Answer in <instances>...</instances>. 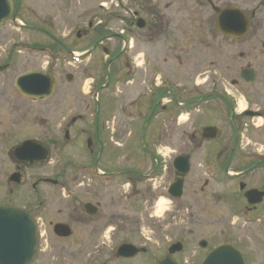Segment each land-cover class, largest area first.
Listing matches in <instances>:
<instances>
[{
  "label": "flooded vegetation",
  "instance_id": "flooded-vegetation-1",
  "mask_svg": "<svg viewBox=\"0 0 264 264\" xmlns=\"http://www.w3.org/2000/svg\"><path fill=\"white\" fill-rule=\"evenodd\" d=\"M252 2L253 0H200L201 27L198 28L196 48L199 56V68L200 62L202 64L205 62L207 68L204 72H200L198 68L197 74L192 71L186 72L187 77L190 78L198 75L203 76L206 73V77L203 79L204 84L200 87L196 100L181 99L175 91L169 89L168 81L166 82L167 87L160 86L164 81L156 83L158 76L161 78L163 73L158 68L167 69L166 65L173 69L178 68L173 64H167L171 54L165 55L161 63L157 60L155 48L156 44L161 42L160 37L175 36L178 40H182L185 35H188L183 32L184 28L165 27L171 23V18L166 14V11L172 7L171 0H134L137 9L131 12L132 15L123 10L128 16H131L129 23L135 29L128 28V31L133 33L135 31V43H130L131 38L130 40L126 38V36L132 35L126 31L125 33L124 31L116 33L112 37L100 34L79 54L78 61L87 59L88 62H91V67L92 65L95 67L101 62L105 67V81L96 86L92 83L91 87L94 92L86 93V100L83 102L80 100L79 103H67L70 110H81L83 113L85 112L84 116L88 117L87 125L85 124V128L80 130L81 134H86L84 141L88 162L87 165L82 166L85 171L75 167L76 172L73 173L70 182L69 196L72 200V211L69 223L57 222H64L70 226L72 237L76 243L83 239L92 240L93 248L87 253L88 260H90L87 264H158L159 261L166 258H170L175 264H187L181 257L185 250L167 251V255L156 262H154L155 259L152 257L154 254L151 252L137 253L130 258H121L126 254L104 251L102 249H104L103 244L107 242L108 225L112 224L111 230L114 232L115 228L120 226L119 224L130 225L119 219L116 221L117 225L111 223L110 220L101 221L95 220V218L100 213L103 214V210L109 203L113 205L119 201L122 203L125 201L136 202V195H145L143 202L148 205L155 204L159 193L151 190L154 188L153 185L158 181L165 183L161 184L163 186H160V189L164 190L167 195L168 187L179 176L172 168L173 158L176 155L185 154L189 155L191 160L193 153L199 148L200 150L212 148L207 156L214 160L211 166L215 173L214 181L219 185L218 192L221 191L219 195L224 194V197L228 198L235 196V200L231 198L232 204L225 203V205H228L233 212L245 213V226L248 228V234L238 237L239 243L226 241L220 243L233 245L241 253L244 264H264V0L263 3L260 0L259 6L251 7L250 12L246 13ZM229 8H238L244 16V22H247L248 28L245 32L240 27H229V32L237 37L226 36L218 28L219 11ZM159 9L163 11H158ZM258 15H262V18H258ZM205 20H208V24H211L212 27L204 29ZM240 21L242 19H239V25ZM87 27L89 29L96 28L92 22H89ZM79 36L80 34L77 33V37ZM112 38L117 39L118 43L104 45L105 40ZM220 38L223 39V43ZM145 46L150 47V50L144 51ZM162 46L165 52L170 50L166 44ZM53 48L43 50L49 54V58L53 52L55 57L52 54L50 65L42 71L52 75L55 87L57 74H62L61 67L74 66L72 62L76 61V54L74 50L64 44ZM96 50L98 53H94ZM100 55H102V59H100ZM176 59L181 63L178 56ZM5 65L8 67L9 64H3L0 67ZM182 67L183 65L179 68ZM69 76L66 75V78L69 79ZM169 80L171 81V79ZM206 86H208L207 89ZM100 91H103L107 96L105 97L106 100L108 99V103L114 102L112 98H124L126 105L117 110L122 120L117 122L116 127H114L115 115L106 119L102 115L104 109L99 101ZM53 95L54 92L46 100ZM131 95H134L135 98L131 99ZM241 103H244V108L239 110ZM56 104L57 107H61V100H57ZM134 104L136 106L133 109L126 108ZM190 106L192 107L188 109ZM203 107L204 109L208 108V112L201 113L203 120H200L199 125L197 123L198 131L193 128L192 133L189 134L187 123L178 124L180 115L187 111H199ZM136 112L138 119L144 116L138 123L128 126L122 124L124 119H134L133 114ZM127 113L129 116H125ZM100 117L103 118L100 119ZM84 118L79 114L78 117L70 119L69 125L63 130L65 140L69 139V128ZM120 126H123L122 129ZM117 129H120L121 136L130 135L131 129L136 130L134 134L136 139L142 142L144 155L149 159L148 162L141 156L139 161L132 159L128 168L118 167L109 170L110 164L104 163L107 155L120 150L122 153L127 151L126 156L129 157L132 156L134 150H130L128 148L130 146L122 141L113 142L114 137L110 136V133L113 134ZM174 132L179 137L177 138L178 145L175 147H183L176 155H172L174 152L172 144L164 145L156 141L159 137L171 139ZM146 141L149 145L145 143ZM110 142L112 143L110 144ZM134 142L137 141L134 140ZM40 143L46 147L45 143ZM124 154L126 153L114 157V159H120L119 164H122L124 163ZM164 155L168 156V160L161 158ZM136 162L137 167L141 166L145 170H134ZM100 165H103L104 168L99 167ZM22 166L24 165H16L15 171L21 174ZM43 183L46 182L43 181ZM182 185L184 187V179ZM52 186L54 187V185ZM80 188L83 189L86 196L92 198L79 199L76 194ZM59 190L62 193L66 192L63 188H59ZM86 205H89L87 207L89 211H86ZM29 213L34 217L32 210H29ZM59 213H61L60 209ZM51 224L50 221L49 226ZM130 224H133L130 227L139 230L138 221H133ZM108 237L110 238V236ZM197 245L200 249V240ZM207 245L208 243L201 250H205ZM177 247L178 245L173 249ZM179 247L182 248L181 245ZM212 248L206 250L196 264H200ZM141 255L146 258L141 259ZM175 255L179 258L172 257Z\"/></svg>",
  "mask_w": 264,
  "mask_h": 264
},
{
  "label": "rangeland",
  "instance_id": "rangeland-1",
  "mask_svg": "<svg viewBox=\"0 0 264 264\" xmlns=\"http://www.w3.org/2000/svg\"><path fill=\"white\" fill-rule=\"evenodd\" d=\"M13 1L17 16L15 21L8 20L0 26V65L9 64L6 69L0 71V205H14L32 210V214L37 218L38 225H40L39 245L33 264H87L88 261L90 262L87 253L93 248L92 240L83 239L76 243L72 236L59 238L53 234L52 225L57 221L69 223L72 200L69 196L70 193H62L59 188L64 186L69 190L73 173L76 172L75 167L87 165L88 162L84 141L86 134L80 133L81 128H85L88 117L84 116L85 112L83 113L81 110H70L67 103H79L80 100L83 102L86 100L85 94L92 90V83L95 86L103 84L105 67L101 62L95 67L93 65L91 67V62H88L87 59L78 61L79 58L72 62L74 66H62V74H57L56 77L54 95L46 101H35L21 96L14 87V79L27 70H44L45 67H48L52 60V54L49 58V54L43 50H51L57 45L64 44L74 50L76 55H79L82 50L96 40L99 34L112 37L122 31L129 32L128 28L134 30V26L129 23L131 16H128L124 11L132 15L131 12L137 9L136 4L134 0ZM171 2L172 7L166 11L168 17L171 18V23L165 27L184 28L183 32L188 35H185L182 40H178L175 36H164L165 40H163L164 37H160L161 42L156 44L155 48L157 60L161 63L165 55L171 54L167 64H173L178 68L173 69L168 65H166L167 69L158 68L163 73L161 78L158 76L156 83L168 81L170 90L175 91L181 99L192 101L197 99L196 96L206 77V73L194 78L187 77L188 74H186L187 71L196 73L199 68L196 44L198 43V28L201 27L200 0H171ZM259 5L260 0H253L246 13L250 12L251 7ZM158 11L163 10L159 9ZM259 17L262 18V15H258ZM89 22H92L96 28L89 29L87 27ZM210 27L212 25L208 24V20H205L203 28ZM77 33L80 34L79 37H77ZM129 33L132 35H124L129 40L131 38L130 43H135V31ZM220 41L223 43L222 38ZM103 43L107 45L118 43V41L112 38ZM163 44L170 47V50L165 52ZM143 50L147 52L150 47L145 46ZM96 52L98 53V50L94 53ZM176 56L178 59L180 58L181 63L176 59ZM100 59H102V55H100ZM182 65L183 67L179 68ZM206 68V63L200 62L199 71L204 72ZM66 75H70L71 78L67 79ZM137 89L139 90L138 87ZM134 95H131V99L135 98ZM105 96L103 91L99 92V101L104 109L102 115L104 119L115 115L114 127H116L117 122L122 120L117 110L126 103L123 97L112 98L114 102L108 103L107 96ZM57 100H61V107H57ZM136 104L126 108L133 109ZM113 108L114 110H112ZM243 108L244 103H241L239 110ZM199 111L180 115L178 124L187 123L189 134L192 133L193 128L198 131L199 122L203 120L201 113H207L208 108L204 109L203 107ZM79 114L85 118L78 120L69 128L67 141L64 139L63 130L69 125L70 119L78 117ZM125 116H129V114L127 113ZM133 118L124 119L122 124L128 126L138 123L141 119H138L137 112L133 114ZM192 122L193 125H191ZM120 127L122 129L123 126ZM120 129H117L113 134L110 133V136L113 135V142L122 141L130 146L128 147L130 150L134 149L132 152L134 157L126 156L127 151H124L123 153H126L123 155L124 163L119 164L120 159H114V157H119L123 153L116 150L104 159L105 164L115 165H109V169L128 168L132 159L139 161L141 156L148 162L149 159L144 155L142 142L136 139L134 134L136 130L131 129L130 135L121 136ZM177 138L179 137L174 132L171 139L159 137L156 141L164 145L172 144L174 146L172 155H176L183 148L175 147L178 145ZM26 139L45 143L49 150V157L41 163L23 164L20 180L15 183L9 180V176L15 172V167L18 165L12 158L11 151ZM134 140L137 142L135 143ZM145 143L149 145L147 141ZM127 144L124 145L128 146ZM211 151L212 148H205V150L199 148L193 153L191 169L184 177L183 194L180 198L168 199L164 190L160 189V186L165 183L158 181L151 189L159 193L157 203L153 205L143 202L145 195H136V202L125 201L122 203L119 201L116 202L117 205L109 203L103 210V214L100 213L95 220H110L111 223H116L119 219L128 222L130 226H133L130 224L133 221H138L139 230L119 224L120 226L115 228L114 232L111 230L112 224H109L106 234L107 242L103 244L104 249L102 250L115 251L121 243H132L153 253L152 257L156 262L167 255L169 245L180 242L185 250L181 255L182 259L187 264H196L205 251L217 243L222 241L239 243L238 237L248 234V228L245 226V213L231 211L228 205L222 201L224 194L219 195L221 192H218L219 185L210 174L214 160L207 154ZM163 158L168 160L167 155H164ZM137 166L136 162L134 170H145L143 167ZM99 167H103V165ZM81 171H85V169ZM45 177L58 180V185L53 187L48 183L37 182ZM35 182L37 184L32 188V184ZM76 196L79 199L92 198L86 196L82 188L79 189ZM230 197L235 200V196ZM231 198H229L230 201ZM59 209L61 213H59ZM50 221L51 226H49ZM113 232L114 234H112ZM198 240H205L208 243L205 250L202 251L201 248H198ZM102 250L100 249V251ZM172 257L179 258L177 255ZM143 258L146 257L141 255V259Z\"/></svg>",
  "mask_w": 264,
  "mask_h": 264
},
{
  "label": "water",
  "instance_id": "water-1",
  "mask_svg": "<svg viewBox=\"0 0 264 264\" xmlns=\"http://www.w3.org/2000/svg\"><path fill=\"white\" fill-rule=\"evenodd\" d=\"M11 11V0H0V24L10 16ZM218 17L219 30L228 36L234 37L229 32L230 26L240 27L244 32L248 27L247 22H244V16L238 9L223 10ZM239 19H242L240 25L238 24ZM15 87L26 97L42 100L52 94L54 82L50 74L32 71L20 74L15 80ZM46 155V148L32 140L23 141L13 150V156L17 161L29 163L43 160L46 158ZM173 167L181 176L187 174L190 170L189 156L175 157ZM181 176L176 177L168 189V193L174 198L180 197L182 193L183 179ZM10 179L18 182L19 175L14 173ZM53 231L61 237H66L70 234V230L65 224H55ZM37 244V227L30 215L24 209L10 205H1L0 264H32L36 258ZM201 244H205L204 241ZM143 250L131 244H122L117 249L121 253H136ZM159 264L174 263L169 259H165ZM201 264H243V261L239 252L226 244L213 249Z\"/></svg>",
  "mask_w": 264,
  "mask_h": 264
}]
</instances>
